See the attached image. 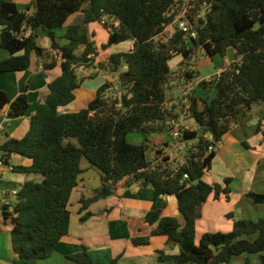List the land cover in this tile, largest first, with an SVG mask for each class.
Segmentation results:
<instances>
[{
    "label": "trees",
    "instance_id": "trees-1",
    "mask_svg": "<svg viewBox=\"0 0 264 264\" xmlns=\"http://www.w3.org/2000/svg\"><path fill=\"white\" fill-rule=\"evenodd\" d=\"M183 6L189 25L194 28L198 23L199 48L184 30L174 28L168 39L160 37ZM79 11L81 22L68 26L62 38L65 43L59 44L54 31ZM90 22H99L108 30L102 50L132 41L131 50L112 53L99 63L98 73L112 77L125 93L119 98L106 97L104 92L111 84L104 83L84 108L60 113L58 109L74 100L82 82L96 75H79L81 66L94 68L96 49L81 26ZM26 31L30 33L24 37ZM39 31L50 41L49 47L37 45ZM0 48L9 53L0 61V73L27 71L32 56L40 60L42 71L60 69L47 84L45 100L29 117L25 134L19 139L6 136L0 144L6 165L12 154L29 161L26 166H10L28 179L16 190L15 201L3 208L15 255L12 264H36L48 258L67 235L68 205L82 171L81 159L101 172L99 187L81 201L82 208L111 195L125 178L151 183L154 193L175 197L182 223L176 217L161 216L159 210L144 216L153 226L150 235L166 237L177 249L175 254L155 251L157 261L228 264L237 256L257 254L259 264H264V219L234 220L229 232L203 233L195 243V223L202 205L211 194L218 198L230 193L229 178L223 179V186L202 180L214 157V149L207 152V147L215 148L239 116L264 101V0H33L25 11L4 2L0 5ZM229 48L234 59L223 64L217 79L210 81L214 95L209 102L199 107L196 98L187 95L188 107L182 113L194 129L185 131L176 142H194L174 170L169 158L161 150L154 152L147 140L168 130L165 122L177 117L164 107L166 89L177 79L196 78L197 71L189 63L196 49L206 57H223ZM174 55L181 56L175 72L168 66ZM6 106L7 119L23 117L29 109L28 97L20 93L9 100L0 89V110ZM255 131L264 143L259 122ZM134 132L143 136L138 145L127 142V135ZM152 151L153 157L147 159ZM246 197L254 204H264V194L247 192ZM148 240L138 237L133 243L146 245ZM67 258L76 264H98L83 246Z\"/></svg>",
    "mask_w": 264,
    "mask_h": 264
},
{
    "label": "crops",
    "instance_id": "crops-1",
    "mask_svg": "<svg viewBox=\"0 0 264 264\" xmlns=\"http://www.w3.org/2000/svg\"><path fill=\"white\" fill-rule=\"evenodd\" d=\"M32 1L0 0V5L9 2L13 3L18 11H25L27 5ZM81 20L82 13L80 11L71 14L61 27L62 29L55 33L57 42L64 44L65 40L62 38L66 28L80 23ZM92 23L95 26H101L107 31V35L108 30L99 22L86 24L85 32L89 39L95 43V32L90 30V28L95 27L91 25ZM168 26L172 27V25ZM36 42L38 46L43 48L49 47L50 44L48 38L41 35L40 31ZM121 45V49L115 52L111 50V46L102 50L100 46L94 45L96 49L93 62L94 68L96 69L97 62L99 67V63L110 54L127 52L132 49V41L122 42ZM80 51L79 49L77 52ZM233 52L229 48L225 56L220 59L207 57L198 61V67L208 66L207 64L210 63L217 68L213 71L208 66L206 71L202 69V73H199L200 70L195 69L197 71L195 81L194 79H178L175 81L177 83L175 86L174 82L169 84L166 89L164 107L171 110L180 121L189 122L190 127L194 129L193 122L182 114L188 106L187 95L194 96L199 107L204 103H208L214 95V90L213 85L207 79L220 71L223 64L233 61ZM8 57L9 53L0 48V61ZM31 66L33 67L31 68ZM59 73L58 66L49 71H42L40 60L37 62L34 56L31 57V65L27 71L0 73V89L5 92L8 99L12 100L18 94L25 93L29 102L27 114L16 119L5 117L7 106L0 110V144L6 136L19 139L25 134L29 126V117L34 113L36 106L46 98L48 93L47 84ZM94 78H101V83L89 84L88 88H91V90H87V80L85 79L79 88L80 91L78 92V89L75 91V98L72 101L74 107H77L74 103L78 99L81 100L82 105L86 106L100 85L115 83L112 77L102 73H97L94 77L87 79L93 81ZM184 82L187 83L185 87H183ZM201 83H204V85H201ZM77 92L81 94V97H77ZM87 92H93L88 100L85 97ZM72 102L62 107L63 109L59 108L58 111L65 113L81 109H72ZM253 115L256 118L250 122V127H244L243 119H237V125L229 130L227 134H224L216 145L217 150H214L210 168L204 172L202 180L207 184L217 183L223 186V179L229 178L232 180L229 184L230 193L228 197L221 194L218 198H213L212 194L209 195L202 205L200 217L195 223V243L198 242L203 233L229 232L234 220L247 219L254 221V219L257 220L262 217L264 219V204H254L246 197L247 192L264 194V143H262L261 134L255 131L256 125L251 126L259 122L264 128V101L253 109ZM140 138L135 137L136 142H131V144H140L142 142ZM147 140L149 145L153 147L154 152L158 149L162 151V154L164 152L170 154L168 158L173 167L175 166L173 161L183 162V155L178 153L179 149L181 148L184 151L185 145L188 146L194 142L178 143L173 141L168 130L148 136ZM225 150L228 153L227 164L223 161V156H226ZM153 151L147 154V159L151 160L154 155ZM7 160L9 165L13 167L29 165L27 159L16 154L8 156ZM10 166H5L0 170V205L2 202L12 204L15 200L10 192L18 190L23 182L28 179L24 175L12 171ZM80 168L82 171L77 177V184L71 193L68 205L70 219L67 235L55 246L52 254L48 257L49 261L40 263L45 260L42 259L37 261L36 264L69 263L71 260L67 258V255L78 252L81 246L86 249L89 258L98 264H110V260H115L114 264H172L171 262L161 263L157 261L155 251L175 254L176 247L167 243L164 236H151L153 226L145 222L144 216L149 211L159 210L161 216L176 217L182 223V218L177 212L175 197L173 195L156 194L152 187L143 185L145 182H136L132 181L131 178H125L117 183L116 189L111 195L91 202L85 208H82L81 201L88 199L92 195V191L99 187L101 172L85 159H81ZM7 231L10 233L8 222L2 221L0 223V250L10 244ZM138 237H149L148 244H134L133 240ZM237 257L233 258L228 264H251L249 260L255 261L250 256Z\"/></svg>",
    "mask_w": 264,
    "mask_h": 264
},
{
    "label": "rangeland",
    "instance_id": "rangeland-1",
    "mask_svg": "<svg viewBox=\"0 0 264 264\" xmlns=\"http://www.w3.org/2000/svg\"><path fill=\"white\" fill-rule=\"evenodd\" d=\"M203 13V12H202ZM201 13V14H202ZM92 26H95V24L94 23H92L91 24ZM171 25H172V27L171 26H167L166 28H165V31L162 33V36H161V38L163 39V40H166V39H168L169 37L168 36H170L171 34H172V32H173V30H174V28H175V26L173 25V23H171ZM81 26H82V29L83 30H85V28H86V25H83V24H81ZM60 29H62V28H57L54 32L56 33V31H59ZM90 30L92 31H94L95 32V38H94V45H97L98 47L101 45V44H104V43H106V41H107V31L106 30H104L101 26H99V25H97V26H95V27H93V28H90ZM63 32H64V30H63ZM62 32V33H63ZM194 37V36H193ZM57 38V37H56ZM122 43H119V44H117V45H113V46H111V50L113 51V52H115L116 50H118V49H121L120 47L122 46L121 45ZM196 48H199V46H197ZM212 57H217L218 59H220L222 56H220L219 54H216V55H213ZM205 58H207L204 54H203V52H202V50L201 49H196L195 50V52L193 53V55H192V57L190 58V61H189V63H190V65H191V67L193 68V69H197V71H199V73H202V69H203V71H206L207 70V67L209 66V69L210 70H215L217 67H215L214 65H212V64H207L208 66H206V65H204V66H202V67H198V61H200V60H203V59H205ZM180 60H181V56L180 55H174V56H172L170 59H169V61H168V66H169V68L171 69V71H173V72H175V71H177L178 70V63L180 62ZM33 66H31V68H32ZM99 72V67H98V62H97V64H96V69L95 68H90V69H87V70H85L84 72L82 71V72H80L79 71V75H81V76H90V75H93V74H97ZM214 75V74H213ZM212 75V76H213ZM95 80H93V81H91L90 79H86L87 80V90H91V88L89 89L88 88V85L89 84H98V83H101V78H94ZM178 80V79H177ZM176 80V81H177ZM194 81H195V79H194ZM173 83V82H172ZM177 83H175L174 82V86L176 85ZM187 83H185L184 82V84H183V87H185V85H186ZM80 90L78 89V92H79ZM77 92V97H81V94L80 93H78ZM92 94H93V92L91 93H89V92H87V94H85V97L87 98V100L88 99H90V97L92 96ZM78 99V98H77ZM75 104V106H77V107H74L73 106V102H72V104H71V108L72 109H79V108H82V107H84L85 105L83 104H81V100L80 99H78L77 100V102H75L74 103ZM256 106H258V105H254L253 107H252V109H251V111L247 114V115H245V116H239L237 119H243V125H244V127H250L249 125H250V122L251 121H253L256 117L253 115V109L256 107ZM63 109V108H62ZM237 125V121H236V123L234 124V125H232V127H231V129L230 130H232L235 126ZM256 125V123L255 124H252L251 126H255ZM192 126H194V124H192ZM227 134V133H226ZM224 136V135H223ZM223 136H222V138H223ZM135 137H143L142 136V134H140V133H136V132H134V133H130V134H128L127 135V142H129L130 144H131V142H136V140H135ZM140 138V140L142 141L143 140V138L141 139ZM221 138V139H222ZM139 140V139H138ZM214 150L216 151L217 150V147L215 146V148H214ZM173 153H174V151H173ZM227 151L225 150V157L223 156V161L227 164L228 163V158H227ZM231 182H232V180H231ZM231 184V183H230ZM229 188H230V185H229ZM253 203V202H252ZM261 219H263V217L261 218ZM256 219H254V221H255ZM8 232V231H7ZM7 238L9 239V241H10V235H9V232L7 233ZM7 255L9 256L8 258H7ZM253 257V259H255V261L254 260H249V261H251V264H255V263H257V264H259V260H258V255L257 254H243L242 256H239V257H237V258H240V257ZM15 258V255L11 252V248H10V244L8 245V247L6 246L4 249H2V250H0V264H12V260ZM47 261H49V258L48 259H45V260H42L40 263H46ZM66 264H76V263H74L73 261H69V263L68 262H66Z\"/></svg>",
    "mask_w": 264,
    "mask_h": 264
},
{
    "label": "built area",
    "instance_id": "built-area-1",
    "mask_svg": "<svg viewBox=\"0 0 264 264\" xmlns=\"http://www.w3.org/2000/svg\"><path fill=\"white\" fill-rule=\"evenodd\" d=\"M186 9L185 7L183 6L180 11L178 12V14L175 16V19L173 20V25L175 26V29L181 31V30H184L186 31V33H188V31L192 30V26L189 25V22L186 20V13H185ZM29 31H26L23 36L24 37H27L29 36ZM190 36L193 37V34H189ZM93 56V55H92ZM85 70L87 69H84L82 66L80 67V72H84ZM219 72H216L212 77L208 78L207 81H213L214 79H217L218 75H219ZM125 93V90H122L117 84H111L107 87V89L105 90L104 94L106 97L110 96L112 98H119V96L121 94H124ZM119 107V105H118ZM188 107V106H187ZM186 107V108H187ZM186 108H185V111H186ZM183 114V113H182ZM186 115V114H184ZM166 124L168 125V131H169V136L170 138L173 140V141H179L183 135V133L185 131H192L193 129L190 127V124L189 122H182L179 120L178 117L176 118H171V119H168L166 121ZM189 145H185L184 146V151L180 148L179 149V154H183L187 149H188ZM214 149V146H208L207 147V152H210ZM164 157H169L170 154L164 152L163 155ZM174 163V167L173 169L175 170L176 167L181 164V163H178L176 161H173ZM5 166H8L5 164V161L3 159V156L1 155L0 156V170L5 167ZM10 166V165H9ZM8 166V167H9ZM184 178H186V175H184ZM10 195L13 197V199L15 200V195H16V190L14 191H11L10 192ZM7 206L9 205V203H5V202H2V204L0 205V223L3 221L4 222V216H3V208L4 206Z\"/></svg>",
    "mask_w": 264,
    "mask_h": 264
},
{
    "label": "water",
    "instance_id": "water-1",
    "mask_svg": "<svg viewBox=\"0 0 264 264\" xmlns=\"http://www.w3.org/2000/svg\"><path fill=\"white\" fill-rule=\"evenodd\" d=\"M197 26H198V23L196 21L195 22V27L192 30L188 31V34H193V36H194L193 37V41H194L196 47L199 46V35L197 34V29H196ZM196 183H197V180H195L193 182V184H196ZM143 185L144 186L148 185L149 187H152V184L151 183H147V182L143 183Z\"/></svg>",
    "mask_w": 264,
    "mask_h": 264
}]
</instances>
